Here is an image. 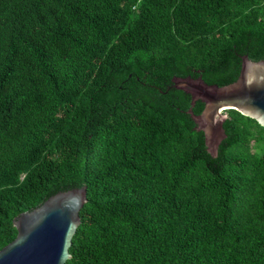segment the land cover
Wrapping results in <instances>:
<instances>
[{
  "label": "trees",
  "instance_id": "1",
  "mask_svg": "<svg viewBox=\"0 0 264 264\" xmlns=\"http://www.w3.org/2000/svg\"><path fill=\"white\" fill-rule=\"evenodd\" d=\"M243 55L264 0H0V249L85 187L65 264H264V129L225 111L213 158L171 87L233 83Z\"/></svg>",
  "mask_w": 264,
  "mask_h": 264
},
{
  "label": "water",
  "instance_id": "2",
  "mask_svg": "<svg viewBox=\"0 0 264 264\" xmlns=\"http://www.w3.org/2000/svg\"><path fill=\"white\" fill-rule=\"evenodd\" d=\"M171 81L173 89L190 96L187 114L195 131L203 133L206 151L213 158L226 138L225 111L234 110L264 129V60L254 62L241 56L238 78L222 87L208 85L201 77H174ZM198 101L204 108L194 115L192 108ZM86 202V188H76L59 192L14 218L17 235L0 249V264H65L71 258L69 249Z\"/></svg>",
  "mask_w": 264,
  "mask_h": 264
},
{
  "label": "clouds",
  "instance_id": "3",
  "mask_svg": "<svg viewBox=\"0 0 264 264\" xmlns=\"http://www.w3.org/2000/svg\"><path fill=\"white\" fill-rule=\"evenodd\" d=\"M188 77V76H187ZM191 77V76H190ZM199 77H201V76H199ZM182 78H185V77H182ZM191 78H193V77H191ZM198 78V77H197ZM202 78V77H201ZM204 81V80H203ZM205 82V81H204ZM209 85V84H208ZM213 85H215V84H213ZM171 87H172V84H171ZM170 87V88H171ZM190 97V96H189ZM222 113V112H221ZM199 115V114H198Z\"/></svg>",
  "mask_w": 264,
  "mask_h": 264
}]
</instances>
